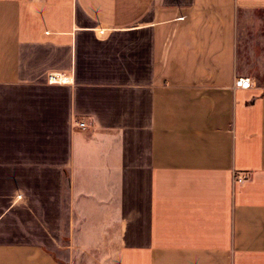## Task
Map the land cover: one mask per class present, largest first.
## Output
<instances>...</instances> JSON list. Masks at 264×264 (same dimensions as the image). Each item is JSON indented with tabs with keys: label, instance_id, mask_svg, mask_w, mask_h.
<instances>
[{
	"label": "crops",
	"instance_id": "0c3cea01",
	"mask_svg": "<svg viewBox=\"0 0 264 264\" xmlns=\"http://www.w3.org/2000/svg\"><path fill=\"white\" fill-rule=\"evenodd\" d=\"M240 59L264 0H0V264H264Z\"/></svg>",
	"mask_w": 264,
	"mask_h": 264
},
{
	"label": "built area",
	"instance_id": "2783aa9c",
	"mask_svg": "<svg viewBox=\"0 0 264 264\" xmlns=\"http://www.w3.org/2000/svg\"><path fill=\"white\" fill-rule=\"evenodd\" d=\"M66 81L67 79L57 72H48L46 75V82L49 84L65 83ZM251 86H252V82L248 77H242V76L235 77L232 82L233 88L249 89L251 88ZM76 125L81 129L85 128L84 122L79 121L76 123ZM243 178H244L243 175L241 176L238 175L235 180L241 181Z\"/></svg>",
	"mask_w": 264,
	"mask_h": 264
},
{
	"label": "rangeland",
	"instance_id": "374dc122",
	"mask_svg": "<svg viewBox=\"0 0 264 264\" xmlns=\"http://www.w3.org/2000/svg\"><path fill=\"white\" fill-rule=\"evenodd\" d=\"M239 70H246L248 71V73L250 74L249 76H252L253 78L256 79V82L260 85L264 87V72L260 71L261 68L259 67H253L250 65H247V63L245 62V60L240 59L238 62V66Z\"/></svg>",
	"mask_w": 264,
	"mask_h": 264
}]
</instances>
